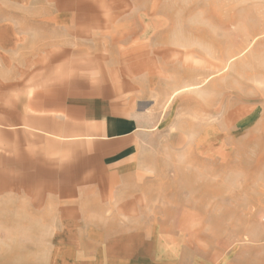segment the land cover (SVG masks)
<instances>
[{"label":"rangeland","instance_id":"rangeland-1","mask_svg":"<svg viewBox=\"0 0 264 264\" xmlns=\"http://www.w3.org/2000/svg\"><path fill=\"white\" fill-rule=\"evenodd\" d=\"M133 257L264 264V0H0V264Z\"/></svg>","mask_w":264,"mask_h":264},{"label":"crops","instance_id":"crops-1","mask_svg":"<svg viewBox=\"0 0 264 264\" xmlns=\"http://www.w3.org/2000/svg\"><path fill=\"white\" fill-rule=\"evenodd\" d=\"M83 102H80L78 104L73 103V106L77 108V110H83L84 107L86 106L87 111H88V104H89V100H82ZM72 106V105H71ZM60 109H65V108H60ZM67 109V108H66ZM81 112V111H80ZM88 112L87 115L88 116ZM66 115V114H65ZM82 117V116H81ZM50 118V121L52 122L51 125L56 124L57 123V118L58 117H48ZM80 116H79V120H80ZM82 121L84 119H81ZM80 120V121H81ZM86 121H89V119H85ZM92 122L94 123L96 129V136L97 138H106V136H108L110 138V142L111 143H119V142H127L131 139V133H132V126L133 124L125 121L124 119H121V115H112L109 114L107 115L105 113V110L103 109L101 112L95 114L94 118L92 119ZM116 125H119L120 127L123 125L124 129H117ZM112 127H114L115 129H112ZM95 135V134H94ZM112 139V141H111ZM98 152V151H97ZM101 156H104V148L102 147V150L100 151ZM103 153V154H102ZM64 168V167H62ZM89 168V167H87ZM84 166H80L77 167L75 169H73L72 167H68L65 166V169H61L63 172L65 173H103L105 174L106 172V167L104 165H99L98 167H93V169H87ZM41 170V171H40ZM40 170L34 171L35 173H46L49 175L52 174H57L58 173V168L55 167H49V168H41ZM50 185V189L52 187V182H48ZM48 185V184H46ZM75 252L74 250H67V252ZM88 264H145L143 261L137 259V257H133V258H129V259H122V260H114V262L111 261H105V263H94V262H90Z\"/></svg>","mask_w":264,"mask_h":264}]
</instances>
